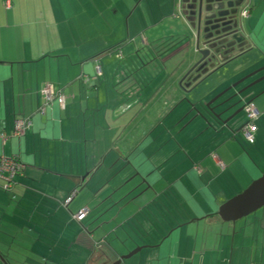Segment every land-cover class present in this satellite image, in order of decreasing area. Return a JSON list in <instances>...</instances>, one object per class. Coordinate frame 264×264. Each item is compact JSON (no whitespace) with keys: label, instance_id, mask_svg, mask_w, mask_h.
I'll return each mask as SVG.
<instances>
[{"label":"crops","instance_id":"1","mask_svg":"<svg viewBox=\"0 0 264 264\" xmlns=\"http://www.w3.org/2000/svg\"><path fill=\"white\" fill-rule=\"evenodd\" d=\"M4 1L0 132L8 138L0 139V154L18 156L24 171L14 197L0 189V227L25 238L19 241L25 261L111 264L140 247L119 264H264V217L217 215L219 198L249 181L243 159L252 156L232 141L246 118L216 129L199 119L182 126L193 104L206 99L187 96L190 88L179 85L196 59L193 46L183 55L188 62L182 57L170 67L166 59L159 86L150 87L145 69L133 77L141 47L163 41L173 20L186 26L178 0H9L8 7ZM253 1L243 20L254 34L246 32L241 54L254 51L264 63V0ZM46 83L66 98L64 107L54 101L41 115L36 109ZM27 116L25 134L10 136L14 119ZM160 125L174 134V153L184 161L171 179L163 167L168 157L144 146ZM174 187L190 196L193 217L144 212L157 201L164 206ZM85 207V216L74 219ZM18 254L0 251L7 264Z\"/></svg>","mask_w":264,"mask_h":264},{"label":"rangeland","instance_id":"2","mask_svg":"<svg viewBox=\"0 0 264 264\" xmlns=\"http://www.w3.org/2000/svg\"><path fill=\"white\" fill-rule=\"evenodd\" d=\"M252 2L254 4L253 0H251V4ZM262 4H264V2H262ZM262 19H264V15H262ZM178 21L179 20L177 21L173 20L171 23H169V26H173V28L167 32L168 36L163 37V41L159 40V42L154 43L156 45H153L152 47L149 48L141 47L139 53L136 55V58L134 59L136 67L134 72L135 75H133V77L139 79V76L136 75L139 73L141 69L142 70L145 69L143 71L148 73L147 83H149L151 88L159 86L160 84L159 72L164 68V66H166L165 61L166 59H168V57H170V59L168 60L169 61L168 66L171 67V65H173L175 62H179L183 57L184 53L185 54L188 53L191 50L192 46L193 49H195L194 43L192 45L193 35L190 28L187 26V24L186 26H182L180 24V21L179 22ZM243 22L246 23L245 20H243ZM245 31L249 33L252 32L254 34V32L251 30V28L248 25L245 27ZM262 33H264V31H262ZM188 40L191 41V44L189 43ZM174 52L176 53L178 52V53L174 54ZM114 53L117 56V53L116 52ZM108 56L109 55H107L106 57ZM183 58L186 59L185 62L186 61L188 62V57L187 58L183 57ZM186 64L188 63H185V66ZM260 67H264V63L258 60V57L257 55H255L254 51L246 54H239L233 57L231 60L222 63L219 67L211 71L209 74L202 76V78L198 80V82L194 85V87L186 90L187 91L186 95L193 99L204 100L206 98L203 101V103H201L202 106V104H206L212 101L216 96L222 94L215 101L212 102V105H215L229 98L230 95L232 96L231 92L235 88H237V86L246 85V84L248 85L249 83H252V80L249 81L248 79L246 81H242L236 87H231L230 89H228V87H230L236 81L240 80L245 75L254 72ZM255 80L256 79H254V81ZM242 93H243L242 97H240V99L242 100L239 102V106L238 103L235 104L233 107L234 108L236 107V109H234L231 112L230 110L233 109L232 107L225 114L231 112L229 114L231 115L236 110H238L242 104H244L246 101L250 99L254 103L257 110L259 111V116L255 120L257 131L255 132L254 141L249 142L241 131L236 132V135L232 139V141L235 142V144L239 147V149H241L242 152H248L252 156L253 160L243 159V161H245V163L243 164H245V166L248 167V170L251 171L249 175V178L251 179L248 178L247 180L249 181H244L242 183L243 184L242 186L244 187H238L237 185V187H235L234 189H228V191L225 192L226 196L222 195L219 198V204L223 203L227 198H230L231 196L243 190L253 179L259 177L261 174H264V79L247 87V89ZM186 99L188 100V98ZM229 115H227L226 117H228ZM245 118L246 115L244 110H240L230 120L231 121L230 125L235 126L241 121L243 123ZM187 119L183 120L182 126L187 125L189 122L192 121L193 123L194 122L198 123V119L193 118V115L188 120ZM165 122L168 125H170L169 119H166ZM193 123H191V126L193 125ZM173 138H174V134L168 133L167 135L163 131L162 125H160L156 129H154L152 138L148 139V141L144 144V146L146 147L150 146L147 150L152 152L154 155L157 154L158 157L161 156L168 157L167 161L163 162V167L165 171L168 172L167 176L170 179L172 177H175L177 173H179L182 170V166L184 162L182 155L179 152L174 153L173 143L175 140L173 141ZM198 166H199L198 164H195V169L197 171L198 168L200 167ZM218 167H222V166L220 165ZM187 179L188 177H186L185 182H187ZM182 183L183 180L178 181L177 186H179ZM175 188L176 187H174L172 190L167 192V199H166V203H164L165 204L164 206H161L159 201H157V203H154V205L150 210L149 208H147L144 212L151 214L150 217H193L194 215L192 212V208L188 202L189 200L188 197L190 196L187 194L188 196L183 195L182 197L181 191L177 192ZM206 190L209 191L208 189ZM184 199H186L185 203H184ZM191 204L193 205V202H191ZM219 204L217 205V207L219 206ZM194 209L197 214H201L199 213V210H197L196 206H194ZM137 217L139 216L137 215ZM244 217H264V206L258 208L257 210L251 212L250 214ZM22 238L23 237H21L20 235L16 236V232H14L13 230H10L5 227L4 228L0 227V251L1 250L3 251L4 249L7 248V250L8 249L11 250V253L12 251H17L18 253H20L16 255V257L14 256V259L12 258V255L11 258L7 257L8 263L9 264H45L41 262L40 259H37L36 263L32 261L29 262L25 261L22 251L19 247V245L22 246V244H20L19 242ZM23 239L25 240V238ZM133 249L129 250L127 253H129Z\"/></svg>","mask_w":264,"mask_h":264},{"label":"water","instance_id":"3","mask_svg":"<svg viewBox=\"0 0 264 264\" xmlns=\"http://www.w3.org/2000/svg\"><path fill=\"white\" fill-rule=\"evenodd\" d=\"M244 0H178L181 9V15L184 17L187 26L190 28L195 45L194 53L195 61L187 69L179 80V85L186 88H192L202 78L211 71L219 67L220 62L228 60L230 55L236 49L242 50L245 35V24L242 16H240V7ZM229 38L233 42L227 41ZM264 70L260 67L252 73L242 77L240 80L232 84L231 87L237 86L243 80L254 75L256 72ZM264 79V76L249 83L246 87L237 91L233 96L240 95L247 87ZM220 94L219 96H221ZM219 96L212 101L197 107L193 104V118L203 121L207 126L216 129L219 127H229V121L240 110H236L228 117H223L235 104L242 99H238L234 103L227 105L229 98L212 105ZM264 206V174L253 179L243 190L226 199L218 206L217 215L225 221H235L244 217L258 208ZM140 247H136L129 253L120 256L111 264H119L124 258H127L138 251ZM7 264V263H4Z\"/></svg>","mask_w":264,"mask_h":264},{"label":"built area","instance_id":"4","mask_svg":"<svg viewBox=\"0 0 264 264\" xmlns=\"http://www.w3.org/2000/svg\"><path fill=\"white\" fill-rule=\"evenodd\" d=\"M4 4L6 7L9 6V0H5ZM251 7V0H244L240 7V16L242 18H246L249 15ZM117 55H120L118 53ZM96 75H101V68L98 64L95 65ZM42 102L37 107L36 112L43 115L46 112V109L50 107L54 101L58 103L60 107H64L66 95L62 91V89H56L51 84L46 83L41 90ZM244 112L246 115V120L241 126V132L245 136V138L249 142H253L255 138L256 125L255 120L259 116V111L255 107L252 101H247L244 103ZM32 122L29 116L27 117H18L14 119L13 128L10 133V136L13 137H21L25 134V132L30 128ZM8 138V135L4 132H0V139L2 143ZM221 166L222 163L219 162ZM24 171V164L20 161L18 156H6L3 153L0 154V189L7 193H12L13 189L16 185V177L21 175ZM75 190H73L64 200V205H66L74 196ZM88 209L82 208L77 213L73 215L74 219L80 221ZM0 264H4V262L0 258Z\"/></svg>","mask_w":264,"mask_h":264},{"label":"flooded vegetation","instance_id":"5","mask_svg":"<svg viewBox=\"0 0 264 264\" xmlns=\"http://www.w3.org/2000/svg\"><path fill=\"white\" fill-rule=\"evenodd\" d=\"M243 34L245 35V39L243 40V42H244V45H246V44H247V33H246L245 30H244ZM227 41H229V42H233V40H232L231 38H229ZM234 47H235V52H233V53L229 56L230 58H229L228 60H226V61L231 60L233 57H235V56H237V55L243 53V52L246 50V47H244V49H242V50H238V49H236V43L234 44ZM226 61H225V62H226ZM225 62H223V63H225ZM220 64H222V62H220L219 65H220ZM261 76H264V70H260V71L256 72L254 75L250 76L249 78H247V79H245V80H243V81H246V80L249 79V81L252 80V82H253L254 79L260 78ZM249 81H248V82H249ZM246 86H247V84H246V85H240V86H237V88H235V89L231 92L232 96H233L237 91H239L240 89H242V88H244V87H246ZM235 87H236V86H235ZM242 94H243V93H241L240 95H237V96H235V97L233 96V97L229 100V102L227 103V105H230V104L234 103L236 100L240 99V97H242ZM230 96H231V95H230ZM246 102H247V101H246ZM238 106H239V103H238ZM243 106H244V105L242 104V105H241L242 110L244 109ZM234 109H236V107H235V108L233 107V109L230 110V111L232 112ZM231 112H229L228 114L223 115V117H226V116L229 115Z\"/></svg>","mask_w":264,"mask_h":264},{"label":"trees","instance_id":"6","mask_svg":"<svg viewBox=\"0 0 264 264\" xmlns=\"http://www.w3.org/2000/svg\"><path fill=\"white\" fill-rule=\"evenodd\" d=\"M1 258V257H0ZM1 260L3 261V259L1 258Z\"/></svg>","mask_w":264,"mask_h":264}]
</instances>
